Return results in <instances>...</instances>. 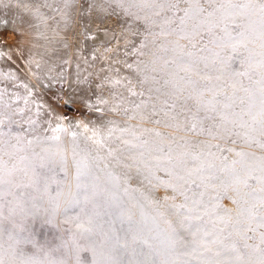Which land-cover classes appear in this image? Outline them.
Returning <instances> with one entry per match:
<instances>
[{"label": "snow or ice", "instance_id": "snow-or-ice-1", "mask_svg": "<svg viewBox=\"0 0 264 264\" xmlns=\"http://www.w3.org/2000/svg\"><path fill=\"white\" fill-rule=\"evenodd\" d=\"M16 6L28 14L20 25L37 30L49 20L72 26L70 12L88 20L109 8L131 24L130 36L120 37L123 58L119 48L85 56L80 44L63 41L87 66L81 76L76 64L77 85H92L70 102L95 122L71 123L49 106L42 128L28 83H19L23 94L0 89V231L5 222L23 231L30 217L43 216L64 233L58 264H264V0ZM89 31L85 25V41ZM20 57L43 67L27 44ZM52 78L72 88L63 73ZM15 123L21 131L11 130ZM5 148L23 155L9 164Z\"/></svg>", "mask_w": 264, "mask_h": 264}, {"label": "rangeland", "instance_id": "rangeland-1", "mask_svg": "<svg viewBox=\"0 0 264 264\" xmlns=\"http://www.w3.org/2000/svg\"><path fill=\"white\" fill-rule=\"evenodd\" d=\"M17 2L18 0H10L9 3V0H5L8 6L4 7L0 5V51L8 53L11 57L9 59L8 56H5V58L0 59V89L7 87L9 93L19 91L23 94L24 90L19 88V83L20 81L28 83L29 86L33 88L32 98L41 106L40 127L42 128H47L46 120L48 118V113L51 111L49 106L55 108L58 113L66 114L67 121L71 123H76L82 118H90L95 122V115L81 107L78 102H70V99L77 100V97L80 95V88H88L92 87V85H77L76 76L78 69L76 68V64L81 63L80 53L75 49L65 50L63 48V41L67 38L68 41L74 44H80L85 56H89L91 52L96 50L103 52L105 48H119L121 50L119 58H123L124 43L120 37L122 33L130 36V33H126V29L131 24V21L119 9L113 13L109 8L107 13L94 12L91 19L88 20H83L80 18V15L70 12L69 14L73 16V19L69 21V24L72 26L65 28L64 25L61 24L60 28L57 29L55 21L49 20L50 26L48 28L45 29L41 27L37 30L20 25V16H28V14L24 13L22 9L16 6ZM22 2L39 6L44 0H22ZM48 2L55 6L59 0H48ZM42 11L59 19V16H56V13L52 9L43 8ZM101 16L105 18L102 20L100 18ZM85 25L90 29L87 41L83 39L82 35ZM97 28L100 29L99 32H97ZM38 31H43L45 35H38ZM57 31H59V35H56ZM22 32L25 34L24 38L21 37ZM113 34L115 38L108 39V37ZM106 39L108 42L103 43ZM93 41H95L94 45L92 43ZM26 44L33 48V54L36 60L43 66L41 69H38L35 64L29 65L26 59L20 57V49ZM45 49L48 50L47 55H44ZM66 51L67 54H64ZM41 57H43V59ZM64 60H70L71 63L64 64ZM103 63L104 62H99L97 64V69L102 66ZM50 67L54 69L51 73L48 72ZM85 67L87 66L81 63V69L79 70L81 76L87 75V72L83 71ZM88 71L95 72L96 69L89 68ZM121 71L126 73V70L122 67ZM8 73L15 74L19 77V80L14 84L11 81L4 80V75ZM33 73H35V75H33ZM58 73H63L67 82L72 84L71 89L67 86V83L52 78ZM91 79L98 81L100 76L93 75ZM66 93L69 95H66ZM20 104L23 106L22 102H20ZM32 111L35 112L34 107ZM20 115L23 114H18L17 119H19ZM24 129L27 130L26 124H24ZM11 130L13 132L21 131V124H12ZM47 134L51 135L50 132ZM240 147H242V145L238 143L237 149ZM37 151H39V149H37ZM230 155H234V153ZM54 174L57 178L63 175L58 167L55 168ZM158 191H163V189ZM169 194H171V190H169ZM182 199V197H178L177 202H181ZM231 206L235 207L234 204ZM138 215L139 212L137 210V216ZM4 227L9 229L11 228V224L5 222ZM21 235L32 241L24 246L25 251L32 252L34 251V244H44L48 247L59 245L64 233L60 228L48 223L43 216L37 215L28 219ZM128 258V256H124L125 260ZM85 259H90V257L86 256Z\"/></svg>", "mask_w": 264, "mask_h": 264}, {"label": "clouds", "instance_id": "clouds-1", "mask_svg": "<svg viewBox=\"0 0 264 264\" xmlns=\"http://www.w3.org/2000/svg\"><path fill=\"white\" fill-rule=\"evenodd\" d=\"M10 151V149L5 148L2 154L3 159L9 164L14 160L18 162V156L23 155V153L11 155ZM20 167L22 168L23 165ZM22 176L23 173L20 172L16 178L19 179ZM21 232L17 229L13 233L12 228H4L0 231V261H3V264H58L62 258L58 245L48 247L44 244H34V251L27 252L24 246L32 241L22 236Z\"/></svg>", "mask_w": 264, "mask_h": 264}]
</instances>
